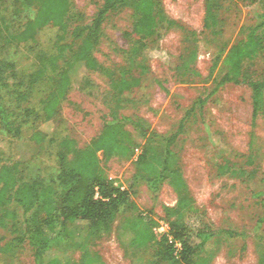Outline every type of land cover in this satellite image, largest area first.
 <instances>
[{
	"label": "rangeland",
	"instance_id": "rangeland-1",
	"mask_svg": "<svg viewBox=\"0 0 264 264\" xmlns=\"http://www.w3.org/2000/svg\"><path fill=\"white\" fill-rule=\"evenodd\" d=\"M160 1L168 18L196 31L198 56L194 67L197 73L183 81L177 76L174 67L182 49L179 30L159 25L149 49L145 53H132L138 36L125 34L132 31V9L122 7L110 11L93 50L104 70H79L61 101L62 122L53 133L54 142L43 145L28 163L25 174L27 179L48 181L53 178L57 172V143L64 136H70L79 147L86 146L102 132L105 120L111 119L114 111L119 117L142 119L149 131L159 135L178 131L171 148L196 207L187 213L184 221L196 239L201 238L198 234L206 236L196 262L257 264L256 247L259 245L264 249V221L259 223L264 216V113L251 124L249 87L224 83L215 89L214 79L217 82L224 69L228 48L246 39L257 9L264 10V1L220 0L218 33L215 35L203 27L205 0ZM13 2L4 0L2 3L3 25L11 32H17L34 12L17 14ZM103 2L69 0L68 32L76 24L89 22ZM60 34L57 27L47 25L39 30L34 43L19 45L6 43L0 35V58L14 61L18 81L25 83L2 91L7 105L18 111L26 106L39 107V100L47 92L44 82L28 90L26 101H17L16 95L25 90L28 75L36 68L37 49L34 47L52 54ZM65 41H70L68 35ZM224 47L222 61L212 71L214 58ZM251 69L257 77L264 79V49L251 62ZM121 76L138 77L139 82L120 93L115 82ZM202 99L204 102L200 106ZM39 122L28 121L20 139H28L31 126ZM122 122L123 129L128 132L131 152L106 157L99 151V164L116 185L128 189L137 205L136 213L156 222L154 232L159 237V227L167 223L164 207L174 206L177 194L167 180L153 185L138 177L136 158L146 137L129 120ZM203 122L208 125L207 129ZM16 141L0 127L1 156L6 157L9 153L16 157ZM220 149L225 153L233 150L251 155L258 167L254 180L247 183L237 177L219 176L216 163L220 161ZM118 225L119 220H116L109 233L70 226L62 238L51 243L44 259L85 264V259L90 257L91 264H132V250L120 241ZM230 230L238 231L240 236H229ZM0 236L5 238L0 242L1 246L12 234L0 227ZM152 254L153 249H147L145 259L152 258ZM0 264H36L33 248L25 243L12 252L0 251Z\"/></svg>",
	"mask_w": 264,
	"mask_h": 264
},
{
	"label": "trees",
	"instance_id": "trees-1",
	"mask_svg": "<svg viewBox=\"0 0 264 264\" xmlns=\"http://www.w3.org/2000/svg\"><path fill=\"white\" fill-rule=\"evenodd\" d=\"M219 1L205 0L203 27L213 35L218 33ZM3 2L0 0V35L6 43H34L39 30L47 25L57 27L61 34L52 54L34 47L37 49L36 68L28 75L25 90L16 95L17 101H26L28 90L44 82L47 92L39 100L38 108L26 106L18 111L5 103L2 91L25 83L18 81L15 62L0 58V127L17 140L14 144L16 157L9 153L6 157L0 155V227L12 234L0 246V251L12 252L27 243L33 248L36 264H71L69 261L60 263L44 259L45 251L52 242L62 238L70 226L109 233L114 222L119 220L121 232H117V235L126 247L131 248L132 264H205V260L196 262V257L203 248L206 236L198 234L201 238L196 239L184 221L187 213L196 207L171 148L178 131L159 135L149 131L142 119L119 117L114 111L112 118L105 120L102 132L86 146L79 147L70 136H64L57 143V172L53 178L48 181L27 179L25 174L28 163L38 155L43 145L54 142L53 133L62 122L61 101L79 70H104L94 57L93 50L99 41L102 23L110 11L122 7L132 9V31L125 33L138 36L132 46V53H145L149 49L159 25L179 30L182 34V49L174 68L182 81L197 73L194 67L198 56L196 31L168 18L160 0H104L89 22L76 24L70 33L67 24L69 0H14L12 5L17 14L32 10L34 14L19 31L11 32L3 25ZM67 35L70 37L68 42L65 41ZM263 49L264 10L258 8L246 39L228 48L224 55V69L217 82L214 79L215 89L224 83L245 84L249 87L251 124H255L264 113V79L257 77L251 69V62ZM224 51L225 47L215 56L212 71L219 66ZM138 82V77L130 79L121 76L115 84L122 93ZM87 84L92 86L89 81ZM203 102L204 99L200 101V106ZM39 120L37 125L31 126L33 129L28 139H20L24 125L28 121ZM123 120H129L146 137L141 153L136 158L138 177L153 185L167 180L177 194L174 206L164 207L167 231L159 237L154 232L156 222L146 219L142 213H136L137 205L128 189L116 185L99 164V151L106 157L131 152V142L127 137L128 132L123 129ZM203 126L208 128L204 122ZM218 156L220 161L216 166L219 176L237 177L247 183L256 177L258 167L251 155L233 150L225 153L220 149ZM263 221L264 216L259 223ZM229 236L240 234L230 230ZM4 240L0 236V242ZM147 249H153L150 259H145ZM263 250L259 245L256 247L257 264H264ZM91 262L90 257L85 259V264Z\"/></svg>",
	"mask_w": 264,
	"mask_h": 264
},
{
	"label": "built area",
	"instance_id": "built-area-1",
	"mask_svg": "<svg viewBox=\"0 0 264 264\" xmlns=\"http://www.w3.org/2000/svg\"><path fill=\"white\" fill-rule=\"evenodd\" d=\"M154 231H155V227H154ZM159 231H160V235H161L162 233L166 232V231H167V223H166L165 226H161V227H159ZM176 246H178V243H176Z\"/></svg>",
	"mask_w": 264,
	"mask_h": 264
}]
</instances>
